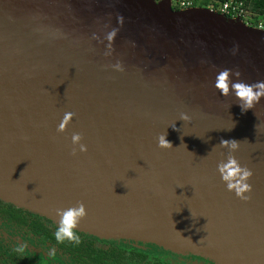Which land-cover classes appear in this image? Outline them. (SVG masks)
Masks as SVG:
<instances>
[{
    "label": "water",
    "instance_id": "obj_1",
    "mask_svg": "<svg viewBox=\"0 0 264 264\" xmlns=\"http://www.w3.org/2000/svg\"><path fill=\"white\" fill-rule=\"evenodd\" d=\"M226 68L264 80V32L170 0H0V200L55 223L80 202L77 231L264 264V98L220 96ZM221 139L253 173L246 203L217 173Z\"/></svg>",
    "mask_w": 264,
    "mask_h": 264
},
{
    "label": "flooded vegetation",
    "instance_id": "obj_2",
    "mask_svg": "<svg viewBox=\"0 0 264 264\" xmlns=\"http://www.w3.org/2000/svg\"><path fill=\"white\" fill-rule=\"evenodd\" d=\"M57 227L58 223L0 200V264H56L54 260L57 264H215L192 253L77 230L80 244H59L54 235Z\"/></svg>",
    "mask_w": 264,
    "mask_h": 264
},
{
    "label": "clouds",
    "instance_id": "obj_3",
    "mask_svg": "<svg viewBox=\"0 0 264 264\" xmlns=\"http://www.w3.org/2000/svg\"><path fill=\"white\" fill-rule=\"evenodd\" d=\"M118 23H123V17H118ZM117 31L118 29L111 30L107 33L105 39L112 41L115 38ZM111 67L115 71H123L122 65L119 62L115 65H111ZM240 76L241 73L238 70L233 71L232 69L227 68L222 69L215 77L214 88L220 96L224 98L228 97L230 94L234 95V99L243 113L252 110L258 103H260L261 99L264 98V80L249 84L238 79ZM233 77H236L237 79H233ZM73 117L74 113L66 112L57 127V132H65L67 126L73 120ZM179 120L190 122L191 117L187 113H181ZM171 126L175 129V123ZM166 136V132L158 135L157 147L159 149H172V144L166 139ZM82 139L83 137L80 133L72 134V156H76L77 152L81 154L87 152V146L82 143ZM218 146L222 149H226L228 153L226 159L221 160L217 164V173L221 182L225 184L228 192L235 194L237 199L245 203L248 202L251 199L250 193L252 192V186L248 181L251 179L253 173L247 166H241L240 162L233 155V153L238 151L240 142L234 139H221ZM56 215L59 217L58 227L54 233L57 243L63 244L68 242L76 245L80 244L81 240L76 229L78 228L80 221L87 216L84 204L78 202L73 207L64 210L57 209ZM20 250H22V248L18 249V251Z\"/></svg>",
    "mask_w": 264,
    "mask_h": 264
},
{
    "label": "built area",
    "instance_id": "obj_4",
    "mask_svg": "<svg viewBox=\"0 0 264 264\" xmlns=\"http://www.w3.org/2000/svg\"><path fill=\"white\" fill-rule=\"evenodd\" d=\"M178 4L179 10H185L192 7V2L189 1H177L172 3L171 6ZM243 4L241 2H235L234 0H228L224 4L210 9L216 13H219L226 19H230L236 22H240L248 27L258 29L264 32V16L258 19L259 22L256 24L252 23L253 18L246 15L242 8Z\"/></svg>",
    "mask_w": 264,
    "mask_h": 264
},
{
    "label": "trees",
    "instance_id": "obj_5",
    "mask_svg": "<svg viewBox=\"0 0 264 264\" xmlns=\"http://www.w3.org/2000/svg\"><path fill=\"white\" fill-rule=\"evenodd\" d=\"M227 1L228 0H202L199 3L198 0H193L192 7H204V6L209 5V3H212L213 7H217L221 4H224ZM234 1L235 2H241L243 4L242 8H243L244 12L246 13V15L248 17L254 19V21H252V23L256 24L257 22H259L258 19L260 17L264 16V0H234ZM172 9L173 10H179L178 4L173 5ZM105 239H107V238H105ZM162 249H164V248H162ZM165 250H167V249H165ZM169 251H171V250H169ZM178 253H191V252H178ZM192 254L200 255L204 258H207V259L213 261L215 264H218L214 259L208 258L204 255L197 254V253H192Z\"/></svg>",
    "mask_w": 264,
    "mask_h": 264
},
{
    "label": "rangeland",
    "instance_id": "obj_6",
    "mask_svg": "<svg viewBox=\"0 0 264 264\" xmlns=\"http://www.w3.org/2000/svg\"><path fill=\"white\" fill-rule=\"evenodd\" d=\"M156 3L159 2L160 0H154ZM172 1V3L177 2V1H189V2H193V0H170V2ZM200 1L202 0H198V2L200 3ZM203 8H207V9H211L212 8V3H209V5L204 6ZM54 263L57 264V262L54 260Z\"/></svg>",
    "mask_w": 264,
    "mask_h": 264
}]
</instances>
